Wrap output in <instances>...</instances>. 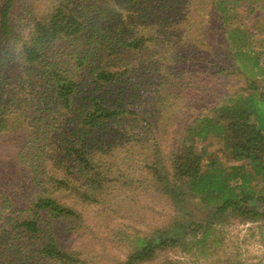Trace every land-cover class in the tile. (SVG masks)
I'll use <instances>...</instances> for the list:
<instances>
[{"label":"trees","instance_id":"1","mask_svg":"<svg viewBox=\"0 0 264 264\" xmlns=\"http://www.w3.org/2000/svg\"><path fill=\"white\" fill-rule=\"evenodd\" d=\"M137 1L117 0L119 11L110 12L111 22L116 26L114 33L101 25L96 27L99 21H90L82 10L61 1L52 12L34 16V24L26 38H20L22 41L15 54L22 65L34 69L36 76L50 85L52 107L44 109L70 114L71 125L66 126L67 134L62 133L60 146L66 174L64 178L53 176V182L59 186L63 184L66 189L71 187L72 195L82 202L98 203L105 181L112 179L111 166L107 163L109 166L105 170L102 166L103 156L112 150L110 145L135 135L133 127L142 128L143 134L150 132L155 122V117L149 118L148 113L154 115L156 111L142 113L133 108L142 98L138 80L148 81L141 73L142 63L148 59L141 58L136 64L128 60L126 52L127 49L146 51L147 41L155 36H137L131 25L137 20L144 24L159 19L154 11L156 5L150 0L146 6L136 7ZM3 2L0 6V53L19 39L13 15L15 0ZM171 3L175 4L176 0ZM131 5L137 10L147 7L149 12L137 18L130 14L123 16L122 8ZM210 5L213 17L221 25V36L231 51L237 25L232 11L242 6L250 12L264 11V0H210ZM257 18L256 21L264 22V14H257ZM96 35L103 40H100L102 49L96 48L95 54H85L92 50V45L81 46L82 39ZM101 52L104 53L99 54ZM238 54L248 56V52L241 50L234 53L235 57ZM252 63L264 75L260 53L253 54ZM4 64L9 68L5 71L7 75L19 66V63L11 66L9 61ZM241 65V71L250 77L248 65ZM84 69L91 71L90 80H86ZM10 92L0 75V133L6 131L9 135L15 134L21 126L20 119L15 116L20 103L16 99L14 104L9 103L13 97ZM213 110L218 116H197L186 123L182 140L171 149L170 164L159 156L161 148L155 142L158 152L154 151L153 161L146 166L156 181V188L173 201L176 215L168 226L138 237L127 259L118 264H145L169 248L191 251L196 245L205 246L213 225L222 223L226 217L262 222L264 227V84L257 79L251 80L246 92L228 96ZM199 141L202 143L198 144ZM32 153L27 151L22 157L24 161L33 160L31 168L35 170ZM3 189L2 184L0 190ZM185 195L189 199L198 197L205 203L207 209L201 218L185 205ZM31 197L27 208L17 216L1 217L0 264H85L74 252L64 248L55 235L53 224V221L62 220L74 222L72 227H78L81 212L47 191L35 192ZM185 210V214H179ZM10 221L14 223L9 225ZM16 233L25 234L31 240L35 257L21 250ZM161 264L184 263L164 260Z\"/></svg>","mask_w":264,"mask_h":264},{"label":"rangeland","instance_id":"2","mask_svg":"<svg viewBox=\"0 0 264 264\" xmlns=\"http://www.w3.org/2000/svg\"><path fill=\"white\" fill-rule=\"evenodd\" d=\"M3 1L0 0V6ZM61 1L82 10L90 21H99L96 27L101 25L105 30L116 32L110 12L119 11L117 0H15L13 15L19 39L0 53V75L13 96L9 103L14 104V99L20 103L15 116L20 119L21 126L15 134L0 133V180L6 179L0 182L4 185L0 190V220L21 213L35 192L53 193L81 212L78 227H72L74 222L53 221L55 235L64 248L74 252L85 264H118L127 259L138 237L168 226L176 215L173 201L156 188V181L146 166L153 161L154 151L158 149L155 142L161 148L159 156L170 164L171 149L182 140L186 123L197 116H218L213 109L228 96L246 92L251 80L257 79L264 84V75L252 63L255 53H260L264 61V32L259 31L264 30V22L256 21L257 14L263 15L264 11L250 12L244 6L232 11L237 25L231 51L221 36L220 23L213 17L210 0H176L175 4L171 3L175 0L169 3L150 0L153 6L156 5L153 9L158 21L141 24L137 20L132 22L131 28L137 36L154 35V39L158 36L159 40H148L145 53L127 49L126 56L136 64L141 58L148 59L142 63L144 70L141 69L148 81L138 80L142 98L133 108L142 113L156 111L154 115L148 113L149 118L155 117V122L150 132L143 134L142 128L133 127L135 135L110 145L112 150L103 156L102 166L103 169L111 166L112 179L105 181L98 203H87L72 195L71 187L66 189L63 184L59 186L53 182V176L64 178L66 174L64 152L60 146L63 144L62 133L67 134L66 126L71 125L70 114L58 109H44L52 107L50 85L47 86L41 76L37 77L34 69L22 65L15 55L22 36H27L34 24V16L52 12ZM148 2L138 0L134 5L146 6ZM134 5L123 7V16L130 14L137 18L149 12L147 7L137 10ZM100 40L102 38L97 35L83 38L81 46L92 45V50L85 54H95L96 48L102 49ZM240 50L248 52V56L238 54L235 57L234 53ZM6 61L14 67L19 63L18 68H12L8 73L9 76L5 73L9 69L4 64ZM241 63L248 65L250 77L241 71ZM83 71L86 80H90L91 71ZM200 141L198 144L202 143ZM27 151L34 154L35 170L31 168L33 160H23ZM185 197V205L201 218L207 209L205 203L198 197ZM186 210L179 214H185ZM10 222L9 225L14 223ZM213 226L205 246L196 245L191 251L169 248L145 264H161L164 260L184 264H230L229 261L264 264L262 222L226 217L222 223ZM15 238L23 252L35 257L30 246L32 242L25 234L16 233Z\"/></svg>","mask_w":264,"mask_h":264}]
</instances>
